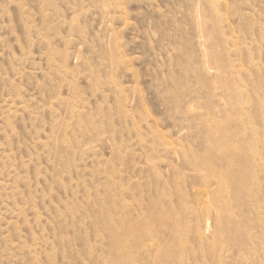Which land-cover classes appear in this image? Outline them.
I'll list each match as a JSON object with an SVG mask.
<instances>
[{"label": "rangeland", "instance_id": "obj_1", "mask_svg": "<svg viewBox=\"0 0 264 264\" xmlns=\"http://www.w3.org/2000/svg\"><path fill=\"white\" fill-rule=\"evenodd\" d=\"M0 264H264V0H0Z\"/></svg>", "mask_w": 264, "mask_h": 264}, {"label": "bare ground", "instance_id": "obj_2", "mask_svg": "<svg viewBox=\"0 0 264 264\" xmlns=\"http://www.w3.org/2000/svg\"><path fill=\"white\" fill-rule=\"evenodd\" d=\"M221 133H222V132H221ZM226 134H227V133H226ZM221 147H222V146H221ZM241 151H242V150H241ZM235 153H236V152H235ZM237 154H238V153H237ZM223 155H224V154H223ZM241 155H242V154H241ZM232 157H233V156H232ZM232 157H231V158H232ZM231 158H230V159H231ZM235 159H236V158H235ZM249 160H250V159H249ZM231 161H232V160H231ZM211 164H212V163H211ZM239 168H240V165H239ZM233 179H234V178H233ZM233 191H234V190H233ZM114 241H115V239H114Z\"/></svg>", "mask_w": 264, "mask_h": 264}]
</instances>
